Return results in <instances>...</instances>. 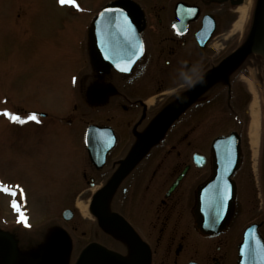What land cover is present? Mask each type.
Here are the masks:
<instances>
[{"label": "flooded vegetation", "instance_id": "af4514ba", "mask_svg": "<svg viewBox=\"0 0 264 264\" xmlns=\"http://www.w3.org/2000/svg\"><path fill=\"white\" fill-rule=\"evenodd\" d=\"M240 4L180 0L151 11L139 4L143 36L119 68L93 61L90 22L84 41L57 55L73 64L64 72L70 115L23 111L37 116L24 125L33 136L54 133V151L69 168H55L58 206L42 226L30 223L27 189L15 183L0 224V264H237L247 227L256 225L264 240V168H237L230 177L232 213L219 233H202L194 214L198 190L214 172L213 141L236 133L241 150L250 92L239 82L250 68L264 71L262 43L217 72L264 34V0H252L239 35H229ZM250 203L253 218L243 225ZM57 235L68 243L64 253L51 245Z\"/></svg>", "mask_w": 264, "mask_h": 264}, {"label": "rangeland", "instance_id": "374dc122", "mask_svg": "<svg viewBox=\"0 0 264 264\" xmlns=\"http://www.w3.org/2000/svg\"><path fill=\"white\" fill-rule=\"evenodd\" d=\"M110 1L113 0H73L62 4L60 0H0V183L11 187V183L18 186L15 184L18 182L27 189L26 208L31 224L42 226L49 221L43 219L56 212L55 168H69L68 163L54 151V133L33 136L28 134L24 123L13 122L3 113L25 119L28 115L23 111L35 109L60 117L70 115V107L66 104L68 96L64 92V72L72 69L73 64L68 59L59 61L57 55L75 50L76 45L84 41L91 16ZM133 1L151 11L152 4L180 0ZM251 3L252 0L247 14ZM247 14L243 20L240 12L237 14V22L229 35L233 32L239 35V25L246 20ZM242 80L244 82L239 84L250 93L247 113L241 114L246 126L239 168H264V71L250 68ZM53 86L56 93L50 92ZM237 88L241 89L239 85ZM254 131L256 146L252 144ZM38 136L41 141L37 140ZM245 197L246 202L251 199L249 190ZM7 202V194L0 191V224L6 220ZM251 204L245 209L243 225L253 218L248 212ZM261 231L264 236V228Z\"/></svg>", "mask_w": 264, "mask_h": 264}, {"label": "water", "instance_id": "95a60500", "mask_svg": "<svg viewBox=\"0 0 264 264\" xmlns=\"http://www.w3.org/2000/svg\"><path fill=\"white\" fill-rule=\"evenodd\" d=\"M181 4L179 6H182ZM101 13L104 15L102 16ZM111 18H114V23L108 22ZM145 26V13L133 0H113L106 3L92 18L87 31L88 40L93 47V61L102 66L128 61V53L125 49L130 42L135 46L134 50L137 53ZM212 30L211 25L207 29V36ZM262 43H264V34L230 55L217 72L232 58ZM212 153L214 172L198 190V200L194 210L196 226L207 235H215L225 229L232 213L235 185L230 177L239 168L241 162L240 139L237 134L231 133L228 136L216 138L212 143ZM217 187L226 190V196L223 191L221 193L222 208L219 207L218 200L215 204L213 202ZM217 212L219 218L213 223V217ZM62 238L61 235H57L51 241L53 249L58 253L68 250V243ZM237 264H264V240L258 234L256 225L247 227L243 233L242 241L237 248Z\"/></svg>", "mask_w": 264, "mask_h": 264}, {"label": "snow or ice", "instance_id": "6c2138e0", "mask_svg": "<svg viewBox=\"0 0 264 264\" xmlns=\"http://www.w3.org/2000/svg\"><path fill=\"white\" fill-rule=\"evenodd\" d=\"M60 2L63 4L65 2H73V0H60ZM78 7V6H77ZM109 11H115V10H109ZM101 15L103 16L104 13H101ZM109 23H114V18H111L109 21ZM135 49V46L132 45L130 42L127 46V48L125 49L126 52L128 53V61L127 63H131V60H132V57L136 55V51L134 50ZM140 49L142 51V45L140 46ZM117 67L119 68L120 65L117 64ZM122 71H126L127 68H122L121 69ZM3 115L5 116H8L13 122H18V123H25L26 120L25 118L19 116V115H14V114H10L8 112H4ZM28 120H37V116L35 114H30L28 117H27ZM19 190V186H14V187H8V186H5L3 185L2 183H0V191L4 192L5 194L7 195H10V196H15L17 194V191ZM224 193V195L226 196V190H221L219 187H217V189L215 190V194L213 196V202L215 204V202L218 200L219 202V207L222 208L223 207V198L221 197V193ZM12 207L14 209H17L19 210V205L18 203L13 200L12 201ZM219 218V213L217 212L216 215L213 217V223H215V221Z\"/></svg>", "mask_w": 264, "mask_h": 264}, {"label": "bare ground", "instance_id": "6f19581e", "mask_svg": "<svg viewBox=\"0 0 264 264\" xmlns=\"http://www.w3.org/2000/svg\"><path fill=\"white\" fill-rule=\"evenodd\" d=\"M249 3H250V0H241V4H240L241 7L238 9V13L240 12L241 20H243V18L247 14L246 11H247V7L249 6ZM240 25H239V27H240ZM253 110L255 112V109L254 108H253ZM255 131L253 132V136H252V144L254 146H256V144H257V134L255 133Z\"/></svg>", "mask_w": 264, "mask_h": 264}, {"label": "clouds", "instance_id": "9594fccd", "mask_svg": "<svg viewBox=\"0 0 264 264\" xmlns=\"http://www.w3.org/2000/svg\"><path fill=\"white\" fill-rule=\"evenodd\" d=\"M189 83H190V85H191V86H194V82H192V81H189Z\"/></svg>", "mask_w": 264, "mask_h": 264}]
</instances>
